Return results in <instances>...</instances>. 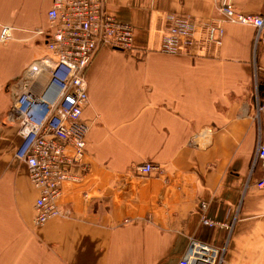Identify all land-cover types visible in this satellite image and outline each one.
I'll return each mask as SVG.
<instances>
[{"label":"crops","instance_id":"1","mask_svg":"<svg viewBox=\"0 0 264 264\" xmlns=\"http://www.w3.org/2000/svg\"><path fill=\"white\" fill-rule=\"evenodd\" d=\"M104 2L133 25L134 47L95 53L82 115L88 170L72 166L80 180L62 183L64 216L37 226L38 191L15 157L18 119L7 116L29 65L49 54L53 0H0V34L9 26L13 36L0 41V264H195L192 238L226 246L221 264H264V189L255 185L264 166H253L264 143V36L225 20L217 0ZM233 4L264 15V0ZM168 13L221 23L220 44L201 32L194 55L163 52ZM145 162L156 168L141 174Z\"/></svg>","mask_w":264,"mask_h":264},{"label":"built area","instance_id":"2","mask_svg":"<svg viewBox=\"0 0 264 264\" xmlns=\"http://www.w3.org/2000/svg\"><path fill=\"white\" fill-rule=\"evenodd\" d=\"M217 9L227 21L254 26L257 41L264 36V15L239 13L233 0H217ZM48 19L49 54L29 65L23 76L24 85L14 92L7 116L8 120L18 119L20 142L15 157L26 165L38 191L35 225L64 216L59 203L62 183L80 180L71 172L73 165L82 164L83 170H88L84 156L91 124L82 115L89 104L86 73L95 53L105 46L124 52L134 47L133 25L108 13L104 0H53ZM167 20L169 24L161 44L163 52L192 56L202 34L207 43L220 44L224 30L221 23L177 13H168ZM35 32L43 30L38 28ZM12 38V28L4 26L0 41L5 43ZM258 162L264 166L261 139L253 166ZM136 168L139 173L147 174L156 166L145 162ZM255 185L264 189V175ZM201 207L204 209L206 204L202 203ZM202 221L209 226L218 225L205 213ZM190 248L195 264H221L226 252V246L213 247L196 238L191 239Z\"/></svg>","mask_w":264,"mask_h":264},{"label":"trees","instance_id":"3","mask_svg":"<svg viewBox=\"0 0 264 264\" xmlns=\"http://www.w3.org/2000/svg\"><path fill=\"white\" fill-rule=\"evenodd\" d=\"M128 52H129V51H128ZM128 52H127V53H128ZM263 90H264V85H263L262 83H260V84H259V94H260L261 99H262V96H263V95H262Z\"/></svg>","mask_w":264,"mask_h":264},{"label":"rangeland","instance_id":"4","mask_svg":"<svg viewBox=\"0 0 264 264\" xmlns=\"http://www.w3.org/2000/svg\"><path fill=\"white\" fill-rule=\"evenodd\" d=\"M7 42H8V41H7ZM3 43H4V42H3ZM129 52H131V51H129ZM85 156H86V152H85ZM85 156H84V159H85ZM86 164H87V163H86ZM47 222H48V221H47ZM47 222H46V223H47ZM44 224H45V223H44ZM42 225H43V224H42ZM37 226H40V225H37Z\"/></svg>","mask_w":264,"mask_h":264}]
</instances>
